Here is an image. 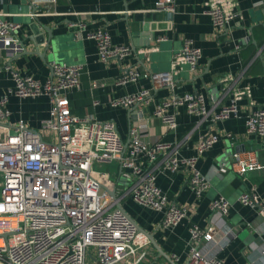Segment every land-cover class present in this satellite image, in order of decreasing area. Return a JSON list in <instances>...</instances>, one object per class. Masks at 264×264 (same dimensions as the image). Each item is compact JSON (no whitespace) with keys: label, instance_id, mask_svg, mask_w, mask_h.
<instances>
[{"label":"crops","instance_id":"1","mask_svg":"<svg viewBox=\"0 0 264 264\" xmlns=\"http://www.w3.org/2000/svg\"><path fill=\"white\" fill-rule=\"evenodd\" d=\"M31 1L0 0V14L22 23L17 41L21 50L0 47V97L15 87L9 67L45 80L53 76V61L80 65V84L67 92L74 114L112 118L126 140L136 126L149 142L179 141L180 153L198 155V168L210 180L207 191L197 196L184 168L158 171L157 181L167 198L189 209L185 219L174 227L160 226L163 211L130 196L123 202L127 213L151 232L162 250L175 257L178 264H185L191 228L195 224L208 226L212 217L216 221L215 239L201 244L207 256L219 255L224 264H264V218L258 206L245 205L239 199L243 191L252 188L264 199V135L248 134L246 127L254 107L251 101L264 107V0H236L240 14L227 30L215 27L206 11L207 0H173L174 9L159 8V0H55L41 3L36 16L32 15ZM80 22L85 28L77 25ZM75 25L78 29H73ZM97 28H106L114 43L130 45L132 53L120 61L101 60L96 41L88 37ZM51 35L59 47L56 57L47 51ZM186 39L202 49V57L196 70L183 65L174 76V91L202 93L207 108L217 112L230 96L224 93L220 78L232 73L234 86H248L251 92L249 97L239 99L238 116L213 121L212 113L203 118L191 114L186 105L171 106L170 110L177 113L178 127L169 129L154 116V110L160 100L172 94L171 87L156 86L151 77L118 83V77L130 67L170 71L173 55ZM45 52L46 58L42 56ZM142 88L151 91L148 101L130 108L111 104L114 98ZM8 107L12 121L22 118L39 129L51 116L52 100L48 95L21 97L11 92ZM211 129L219 132L220 139L199 154V137ZM227 132L235 138H227ZM236 151L244 158L253 153L263 166L239 173L233 157ZM219 196L231 203L228 215L223 217L211 210V200ZM151 250V259L156 263L168 258L153 244Z\"/></svg>","mask_w":264,"mask_h":264},{"label":"built area","instance_id":"2","mask_svg":"<svg viewBox=\"0 0 264 264\" xmlns=\"http://www.w3.org/2000/svg\"><path fill=\"white\" fill-rule=\"evenodd\" d=\"M46 1L55 0L31 1L33 16ZM159 8L174 9L173 0H159ZM206 11L219 30H227L240 14L236 0H207ZM77 25L85 28L82 22ZM21 29L22 23L0 14V47L21 50L17 43ZM88 37L96 41L103 61H120L132 53L130 45L114 43L106 28H97ZM201 57L202 49L186 39L174 53L170 71L130 67L117 81L127 84L151 77L156 86L171 87L172 94L160 100L154 110V116L169 129L178 127V116L170 110L171 106L186 105L191 114L203 118L212 113L213 121L238 116L239 99L249 97L251 92L248 86L235 87L232 73L220 78L224 93L230 96L217 112L207 108L202 93L174 91V76L184 64L196 70ZM50 66L53 76L45 80L9 67L15 87L0 97V264H178L175 257L169 256L158 263L152 261L151 239L117 204L124 207L125 198L130 196L138 203L163 211L160 226L178 225L188 215V206L167 198L157 174L161 168H184L190 186L201 196L210 187V180L198 168V155H182L179 141L149 142L136 126L130 129L126 140L114 119L74 114L67 92L80 84L81 66L57 61ZM11 92L21 97L51 98V116L41 128H32L22 118L12 121L8 107ZM150 93V89L142 88L114 98L111 104L130 108L148 101ZM251 103L254 107L246 119L247 133L263 136L264 107ZM226 136L235 138L232 132ZM219 139V132L212 129L201 134L199 154ZM233 157L239 173L263 166L253 153L244 158L236 151ZM108 164L116 166L113 172L104 169ZM112 190L116 191V198L110 194ZM239 199L245 205L258 206L264 218V199L255 188L243 191ZM230 207L225 196L211 200V210L220 217L228 215ZM214 224L212 217L208 226L195 224L191 228L185 264H224L222 257L207 256L201 248L203 242L215 239Z\"/></svg>","mask_w":264,"mask_h":264},{"label":"water","instance_id":"3","mask_svg":"<svg viewBox=\"0 0 264 264\" xmlns=\"http://www.w3.org/2000/svg\"><path fill=\"white\" fill-rule=\"evenodd\" d=\"M75 26H77V25H75ZM74 26V28L73 29H78V26L77 27H75ZM57 41H55L54 39H53V37H52V35L50 36V38L48 39V41L46 42L47 43V51L49 50L50 52H53V56L54 57H56V56H58V52H59V47H58V44L56 43ZM46 51V52H47ZM46 52L45 53H43V57L44 58H46ZM48 53V52H47ZM40 54H42V53H40ZM119 181H123V179H119ZM110 194L114 197V198H116L117 197V195H116V191L115 190H112V191H110ZM119 207H121V208H124L123 207V205L121 204V203H118L117 204ZM128 214V213H127ZM129 215V217L136 223V225L138 226V228L140 229V230H142L143 232H145L148 236H149V238L151 239V242H152V244L158 249V251L160 252V253H162L163 255H165V256H168L163 250H162V248H161V246L157 243V241H156V239H155V237H154V235L151 233V232H149V231H147L145 228H143L130 214H128Z\"/></svg>","mask_w":264,"mask_h":264},{"label":"rangeland","instance_id":"4","mask_svg":"<svg viewBox=\"0 0 264 264\" xmlns=\"http://www.w3.org/2000/svg\"><path fill=\"white\" fill-rule=\"evenodd\" d=\"M116 166L114 164H108L104 166V169L109 170L110 172H113L115 170ZM111 177L113 178L114 176L111 175Z\"/></svg>","mask_w":264,"mask_h":264}]
</instances>
